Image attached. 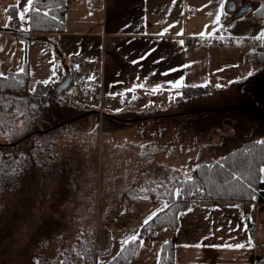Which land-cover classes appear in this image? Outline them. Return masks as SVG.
Returning a JSON list of instances; mask_svg holds the SVG:
<instances>
[{"label": "rangeland", "instance_id": "374dc122", "mask_svg": "<svg viewBox=\"0 0 264 264\" xmlns=\"http://www.w3.org/2000/svg\"><path fill=\"white\" fill-rule=\"evenodd\" d=\"M24 1L0 0V26L9 27L12 17L8 6H19ZM204 1L212 8L219 5V10L225 3L224 12L230 17L225 22L219 19L223 34L264 33V23L260 21L252 29L244 23L227 25L234 15L227 10V0ZM244 1L247 0L241 4ZM25 18L19 19L20 29ZM35 38L45 39L42 35ZM3 43L1 40L6 63L0 74L6 76L24 69L26 44ZM50 47L53 62L61 65L63 57L54 45ZM31 50L37 55L33 53L30 82H24L28 91L56 74L52 69L40 76L36 58H48V53L38 56L37 45ZM253 68L247 79L217 94L200 98L197 103L181 98L177 104L198 112L191 114L190 110L184 116L146 121L130 120L140 115L134 107L116 112L121 107L120 99L108 105L106 97L102 108L94 106L95 94L83 95L89 89L83 84L78 94L65 92L35 119L27 116L25 120V105L0 96V144L13 143L27 134L77 118L44 135L30 136L22 147L9 149L14 155L37 154L41 145L52 140V147L45 149L42 158L55 153L56 159L51 166L54 176L38 181L28 177L22 191L25 193L0 195V264H77L91 247V264L94 260L105 262L109 258L104 254L107 250L118 253L125 241H133V236L150 250V261H157L161 245L171 238L172 229L160 227L147 235L142 230L166 208L172 193L178 194L179 181L191 179L201 163L219 160L243 143L264 142V65ZM45 71L47 68L41 74ZM79 82L74 79L71 87ZM167 111L161 107L159 114ZM37 191L43 196L38 201L34 196ZM81 249L84 253H76Z\"/></svg>", "mask_w": 264, "mask_h": 264}, {"label": "crops", "instance_id": "0c3cea01", "mask_svg": "<svg viewBox=\"0 0 264 264\" xmlns=\"http://www.w3.org/2000/svg\"><path fill=\"white\" fill-rule=\"evenodd\" d=\"M244 4L254 3H236V10ZM210 5L204 0H67L64 32L32 34L25 0L19 6H8L12 22L9 27L0 26V41L15 46L17 42L24 43L16 39V32L31 34L30 42L25 43L28 48L24 62L29 82L34 53L31 48L37 45L38 56L48 53V58H36L40 76L52 69L56 72L53 79L39 82L53 83L70 74L73 80L89 87L88 96L95 94L94 106L102 108L108 97V105L121 100L116 112L134 107L140 113L130 120L179 117L188 114L186 111H199L177 105L181 98L187 99L183 88L214 86L220 89L211 94H217L228 85L238 84L254 69L249 54L261 52L264 47V33L223 34L217 17L223 21L224 9L221 14L219 5ZM191 8H197L194 17L188 14ZM208 8L216 10L209 12ZM254 9L241 21L231 23H244L252 29L259 23L250 20ZM21 12L26 14L22 29L18 15ZM36 35L45 39L38 41ZM53 45L63 57L61 65L50 56ZM5 56L0 44V69L6 63ZM177 83L181 86L176 87ZM110 97L115 100L110 101ZM205 97L190 100L197 103ZM161 107L168 113L159 114ZM246 216L257 225L255 235L249 233ZM170 235L168 241H173L175 247L174 264H264V204L253 203L245 213L244 205L238 202H191L179 213L177 228ZM238 244L244 247L237 248ZM149 251L142 242L130 264H159L160 254L157 261H150ZM117 254L112 251L107 261L96 260L94 264H107Z\"/></svg>", "mask_w": 264, "mask_h": 264}, {"label": "trees", "instance_id": "16d2710c", "mask_svg": "<svg viewBox=\"0 0 264 264\" xmlns=\"http://www.w3.org/2000/svg\"><path fill=\"white\" fill-rule=\"evenodd\" d=\"M230 1L241 3L243 0ZM247 1L253 2L256 5L250 20L264 22V0ZM11 11L13 10L11 9ZM66 11L67 0H33L32 8L28 10L30 33L64 32L67 19ZM228 17L230 15L225 13L222 17L223 22ZM15 37L26 44L31 40V34L29 33L16 32ZM249 63L253 67L264 65V47L261 52L249 54ZM64 77H59L53 83L38 82L34 86V90L28 91L24 88V82L28 80V67L25 64L22 71L12 72L6 76L0 74V96L11 97L14 102L25 105V111L22 114L25 120H27V116L30 119H35L44 112L48 104L54 101L56 103L59 97L68 91L67 89L62 93H58L56 90V87L64 80ZM72 82L73 79L71 80L70 87L72 86ZM219 89L214 86L185 87L183 88V97L189 100L196 99L217 92ZM148 118H152V116ZM76 119L67 120L52 128L65 125ZM52 128L42 132L35 131L27 134L13 143L0 144V195L5 193L13 195L25 193L22 191L28 177H32L33 180L38 181L45 176H54L51 166L55 163L56 154L50 153L47 158H42L45 156V149L52 147V140H47L43 144L44 146L41 145L37 150V154L14 155L9 152L11 148L22 147V145L29 141L30 136L35 134L44 135V133ZM263 177L264 142L253 140L243 143L240 148L228 153L219 160L201 163L194 169L191 179L180 180L176 185L178 194L172 193L171 198L167 199L168 206L159 211L144 226L142 232L147 235L149 234V228L156 227L176 229L179 213L190 206L188 199L194 192L199 194L201 203L238 202L244 205V212L247 213L251 204H264ZM40 193L41 191H37L34 194L37 201V198L43 197ZM22 196L24 197V195ZM141 246V239L126 243L107 264H130L141 249ZM174 249L173 241L163 243L160 249L159 264H174ZM89 250L77 261V264H85L92 260L93 247ZM76 253L82 254L84 252L81 249L76 250ZM109 253L110 249L104 254L108 255Z\"/></svg>", "mask_w": 264, "mask_h": 264}, {"label": "water", "instance_id": "95a60500", "mask_svg": "<svg viewBox=\"0 0 264 264\" xmlns=\"http://www.w3.org/2000/svg\"><path fill=\"white\" fill-rule=\"evenodd\" d=\"M256 6L254 4H244L241 6L239 10H236V3L234 1H230L227 4V10L230 12H234V15L226 22L229 24L236 19H243L247 17V14L251 12ZM72 77L70 74L66 75L64 80L56 87L58 93H62L63 91L69 89L71 84Z\"/></svg>", "mask_w": 264, "mask_h": 264}, {"label": "built area", "instance_id": "2783aa9c", "mask_svg": "<svg viewBox=\"0 0 264 264\" xmlns=\"http://www.w3.org/2000/svg\"><path fill=\"white\" fill-rule=\"evenodd\" d=\"M196 11H197V8H191V9L188 11L189 16H190V17H194ZM81 86H82V85H81V81H80L76 86L69 88V89H68V93H76V94H78V93L80 92L81 88H82ZM96 89H99V87H97ZM83 95H86V96H87V95H88V92H87V91H84V92H83ZM114 100H115V97H110V101H114ZM188 201H189L190 203H191V202H194V203H196V202H200V200H199V194H198L197 192H194V193L190 196V198L188 199ZM245 222H246V224H247V227H248L249 233H250L251 235H255L256 232H257V225H256L255 223H253V222L250 220V218L247 217V216L245 217ZM158 230H159L158 227H156V228H149L148 233H149V234H152V233H154V232H156V231H158Z\"/></svg>", "mask_w": 264, "mask_h": 264}, {"label": "snow or ice", "instance_id": "6c2138e0", "mask_svg": "<svg viewBox=\"0 0 264 264\" xmlns=\"http://www.w3.org/2000/svg\"><path fill=\"white\" fill-rule=\"evenodd\" d=\"M27 2H28V9L31 10L32 5H33V0H27ZM220 10H221V14H223V4H221V9H220ZM24 18H25V17H24V13L21 12V13H20V19L23 20ZM217 23H219V17H217ZM202 35H203V34H202ZM261 38H264V37H261ZM250 75H251V73H250ZM180 86H181L180 83H177V84H176V87H180ZM145 223H147V221H145ZM132 239L135 240L136 237L133 236ZM125 243H127V241H125ZM198 246H199V245H197V247H198ZM236 247H237V248H243L244 245H243V244H238V245H236Z\"/></svg>", "mask_w": 264, "mask_h": 264}, {"label": "bare ground", "instance_id": "6f19581e", "mask_svg": "<svg viewBox=\"0 0 264 264\" xmlns=\"http://www.w3.org/2000/svg\"><path fill=\"white\" fill-rule=\"evenodd\" d=\"M159 228V227H158Z\"/></svg>", "mask_w": 264, "mask_h": 264}]
</instances>
